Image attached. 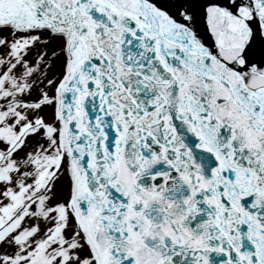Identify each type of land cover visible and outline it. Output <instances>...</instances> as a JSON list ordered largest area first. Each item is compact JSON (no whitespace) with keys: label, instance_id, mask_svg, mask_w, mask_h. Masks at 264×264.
<instances>
[{"label":"snow or ice","instance_id":"obj_1","mask_svg":"<svg viewBox=\"0 0 264 264\" xmlns=\"http://www.w3.org/2000/svg\"><path fill=\"white\" fill-rule=\"evenodd\" d=\"M257 35L264 0H0V264H264Z\"/></svg>","mask_w":264,"mask_h":264},{"label":"water","instance_id":"obj_2","mask_svg":"<svg viewBox=\"0 0 264 264\" xmlns=\"http://www.w3.org/2000/svg\"><path fill=\"white\" fill-rule=\"evenodd\" d=\"M160 3L167 5L169 7L175 8L176 6L179 5V3H192L198 6L199 4L204 3V0H160ZM196 12H197L196 25H197L198 32L201 35V37L204 39V41L207 44H209V46H211V43L209 42L211 41V39H213L212 41H214V36L211 33L210 26L207 23L206 16L204 15L203 11L199 7L196 8ZM254 42H257L255 46L259 47L260 50L262 48L263 49L262 51L264 52V36L257 35L254 38L253 43ZM251 45L254 46V44H251ZM251 49H255V47Z\"/></svg>","mask_w":264,"mask_h":264},{"label":"rangeland","instance_id":"obj_3","mask_svg":"<svg viewBox=\"0 0 264 264\" xmlns=\"http://www.w3.org/2000/svg\"><path fill=\"white\" fill-rule=\"evenodd\" d=\"M60 40L55 39L48 43L46 46L49 49L57 48L60 45ZM44 45H38L37 47H43ZM62 70V54H60L56 59H54L51 62V68L49 70V78H52V76L59 77ZM52 110L50 108H45L44 114L47 115L48 118H51ZM69 190V176L67 171L64 172L60 180L57 182V195L58 197H67Z\"/></svg>","mask_w":264,"mask_h":264}]
</instances>
